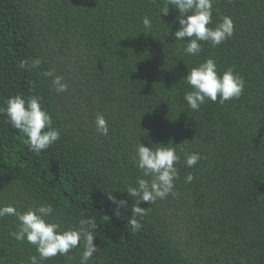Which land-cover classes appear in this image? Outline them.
Masks as SVG:
<instances>
[{
  "label": "trees",
  "instance_id": "trees-1",
  "mask_svg": "<svg viewBox=\"0 0 264 264\" xmlns=\"http://www.w3.org/2000/svg\"><path fill=\"white\" fill-rule=\"evenodd\" d=\"M162 6L0 0V107L17 94L39 96L61 132L37 155L0 115V207L51 204L63 228L95 219L98 251L90 264H264V0H215L211 27L229 16L234 35L215 48L202 42L198 56L183 52L188 38L174 39L178 10L160 16ZM208 58L221 74L239 73L245 89L239 99L192 111L183 78ZM36 59L37 68L19 66ZM46 71L63 76L68 90L57 94ZM97 114L108 121L107 136L95 130ZM139 142H171L181 159L176 195L141 202L147 214L134 232L138 198L127 188L147 179L133 162ZM193 152L203 158L188 168L185 155ZM188 174L194 179L185 183ZM17 225L15 216L0 218V264H29L36 254L10 236ZM82 251L44 264H80Z\"/></svg>",
  "mask_w": 264,
  "mask_h": 264
},
{
  "label": "clouds",
  "instance_id": "clouds-1",
  "mask_svg": "<svg viewBox=\"0 0 264 264\" xmlns=\"http://www.w3.org/2000/svg\"><path fill=\"white\" fill-rule=\"evenodd\" d=\"M214 2L215 0H163L160 16L161 14L167 16L170 6L178 10L177 20L180 27L175 31L174 39L182 42L184 38H188L186 42H182L186 55L198 56L203 51L202 42H208L215 48L233 37L235 26L229 16L222 17L215 27H211L214 23ZM142 23L145 30H151L152 21L148 16L143 18ZM40 63L41 61L36 59L29 65L25 60L21 61L19 66L30 70L39 67ZM42 75L52 78L57 94L68 90V84L63 76L55 75L54 71H46ZM183 80L192 89L184 94V100L192 111H199L206 101L224 104L239 99L246 85L244 78L231 67L222 74L219 73L213 58H208L188 70ZM41 99L35 95L25 97L17 94L7 98L5 106L0 107V115L6 118L12 129L18 130L26 137L25 143L29 150L37 155L61 137L60 130L53 127L52 116L43 108ZM95 130L101 136L109 134V124L103 114H97ZM149 143L150 146H145L139 142L136 146V155L133 157L135 166L147 179H139L137 187L127 188L130 197L138 198L129 220L134 232L143 227L142 220L137 217L142 218L147 214L146 208L139 206L140 203L153 204L170 194L175 196V181L179 179L176 165L180 163L181 157L177 154L176 147L171 142L167 146ZM202 158L198 152L186 154L185 166L192 168ZM193 179L194 177L188 174L185 183H190ZM109 198L116 202L114 197ZM118 204L126 206L127 202L121 200ZM54 211L51 204H40L26 211H19L10 204L0 207V218L15 216L18 221L17 230L11 232L10 236L16 241L27 242L35 247L36 254L29 257V264H44L53 257L67 256L78 247L83 249L80 264H90L98 251L94 244L96 237L94 230L98 226L96 220L82 218L78 222V227L63 228L60 222H53ZM115 215H119L118 210Z\"/></svg>",
  "mask_w": 264,
  "mask_h": 264
}]
</instances>
